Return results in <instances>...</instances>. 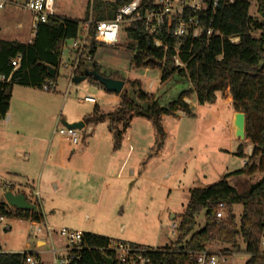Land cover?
<instances>
[{
	"label": "trees",
	"instance_id": "1",
	"mask_svg": "<svg viewBox=\"0 0 264 264\" xmlns=\"http://www.w3.org/2000/svg\"><path fill=\"white\" fill-rule=\"evenodd\" d=\"M132 1L96 0L91 4L95 13L94 22L113 20L118 10ZM148 1L143 0L144 3ZM255 2L258 18L249 13L250 0H235L233 3L221 0L215 12L199 15L206 31L212 29L218 35L208 37L205 33L198 39H184L182 42L165 38L164 43L169 48L166 53L163 49L154 48L153 38L144 32L141 23H134L125 29L130 49H138L132 58L136 69H160L161 83L175 75L188 80L199 105L214 103L217 94L228 91L234 112L246 116V139L236 154L246 159L244 166L214 185L189 191V201L178 222L175 248L166 247L161 252L147 254L148 264H190V253L200 252L210 243L227 245L224 249L248 256L247 264H264V252L261 250L264 237V0ZM90 20L89 14L84 21L57 16L39 26L31 43L0 39V120L6 119L9 113L15 86L42 90L47 84H56L66 41L78 40L83 23L87 24ZM258 32L261 35L257 38L254 34ZM90 36L87 52L92 59L103 44L95 41L94 30H91ZM234 37L239 38V42H231ZM177 44L182 51L180 57L186 65L185 70L174 64L175 52L172 48ZM14 60L19 61L16 70L12 65ZM48 66L56 69L54 79L49 76ZM85 68L81 61L77 75ZM92 69L104 77L122 80L119 73H101L96 62ZM130 85L134 90L138 88V101L124 93L116 111L104 114L96 107L93 114L85 118V124L95 125L108 119L110 130L119 144L134 117L147 118L153 120L159 140L163 141L162 117L176 116L179 110L192 116L189 105L184 101L189 91L183 92L164 108L153 95L142 91L139 82ZM143 103L148 106H141ZM245 144L252 147L250 156L246 155ZM257 174L262 175L261 180L244 193L229 182L234 176L254 177ZM221 203L225 204L228 217L220 221L217 211ZM35 205L37 212L20 211L10 208L4 198H0V216L39 224L44 215L40 204ZM236 205L243 207L238 223L233 213ZM202 213L204 227L196 232L197 218ZM110 241L112 239L104 236L83 233L80 248L71 252L76 257L72 264H107L105 258H112L114 264H124L108 250ZM1 250L0 264H25L28 256L41 264L39 257L32 253H4Z\"/></svg>",
	"mask_w": 264,
	"mask_h": 264
},
{
	"label": "rangeland",
	"instance_id": "2",
	"mask_svg": "<svg viewBox=\"0 0 264 264\" xmlns=\"http://www.w3.org/2000/svg\"><path fill=\"white\" fill-rule=\"evenodd\" d=\"M95 1L57 0V16L84 21L86 15L89 14L90 21L94 22L95 13H93L91 4ZM250 1L249 13L252 17L258 18L257 4L255 0ZM19 25L22 27L19 28ZM84 25L83 23L82 26ZM126 27L128 25L123 24L120 40L116 45H101L95 59L92 58L91 60L88 59V52H85L86 58L82 60L88 69L92 70V65L96 62L103 74L109 75L112 72H118L125 82V88L120 95L108 93L101 84L93 81L92 78H87L79 84L72 83V66L76 60V53L72 49L74 45L72 40L65 43L57 82L51 85V91L46 92L43 89L21 86L15 88L13 104L19 106L18 108L22 104H26L32 110L27 117H20L18 125L8 126L7 131L19 132L22 137L18 139L16 135L11 138L0 135V198H3V194L9 191L4 188V184L10 183L11 180L8 177L5 162L9 161L10 158L15 159L16 152L23 155L29 152L32 144L31 137L42 138L44 135L34 130V126L40 124L46 130L45 132H49L50 137L52 134L55 136L56 143L63 144L68 150L75 148L63 137L54 133L62 128V120L66 115L91 113L95 104L81 102L85 96L97 98L101 109L111 112L116 111L118 108H115L117 98L121 97L122 100L124 93H128L132 99L138 101V88L134 90L130 85L136 81L140 83L143 92L153 95L164 108L176 101L183 92L189 91L187 97L193 93L189 81L177 75L169 81L161 83L162 71L160 69H136L132 64V58L138 53V49L136 47L135 50L130 49L131 43L129 44L130 41L127 39ZM260 35V32L254 34L257 38ZM0 39L20 43L33 41L31 14L23 8L8 6L0 13ZM75 76L79 75L76 74ZM228 98H231L228 91L217 94L216 101L202 105L197 116L187 115L181 110L177 112L176 116H166L165 122L162 124L164 123L167 130L169 141L159 140L153 120L135 117L132 133L134 137L138 138V145L133 154L129 156L130 166L133 165V169L136 171L135 178L129 181L132 190L120 194L119 197L106 192L98 194L97 201L102 200V208L99 211L93 208L86 210L80 208L82 212L80 217L84 218L86 223L95 225L98 235H108L113 240L144 245L151 249L176 246V237L172 236L170 227L174 221L177 223L180 221L189 201V191L194 188H206L214 185L226 175L234 173L244 166L245 160L236 156L239 146L244 141L236 139L235 134L231 133L229 129L233 109L230 105H226ZM191 100L195 102L196 95L191 96ZM188 105L190 106L189 103ZM141 106L147 107L148 104L143 103ZM1 127L0 123V129L3 128ZM9 138L15 143H10ZM16 140H21L20 146H15L18 144ZM121 143L125 145V141H121ZM169 143L175 145L172 151ZM81 144L83 143L81 142L76 148H79ZM162 146L165 149L158 156L157 149ZM245 146L246 155L250 156L252 147L246 144ZM128 150L126 147L125 156H127ZM17 160L19 163L24 162ZM126 175V172L123 173L124 178ZM144 175L148 177L146 181L139 179L140 176ZM261 178L262 175L259 174L254 177L234 176L229 179V182L240 193H244ZM28 200L32 204H38L35 192L29 194ZM242 212L243 207L241 205L233 207L237 223ZM172 216H176V218L172 220ZM49 218L51 219V217ZM52 219L50 223L53 226L50 227L55 232L64 229L62 228V216ZM197 222L196 232L204 227V213L198 216ZM6 224L11 230L3 231L0 234V245L5 252L37 251L42 253L44 264L55 263L53 247L57 250L58 259L67 256V242L59 234L54 236L52 242L48 239L46 247L42 249L37 247L38 229L45 228L43 223L35 224L29 221L8 219ZM106 227L110 230L105 231L104 228ZM207 247L219 250L228 246L210 243ZM261 250L264 252V246L261 247ZM248 261L249 257L244 255L243 258H235L234 264H247Z\"/></svg>",
	"mask_w": 264,
	"mask_h": 264
},
{
	"label": "crops",
	"instance_id": "3",
	"mask_svg": "<svg viewBox=\"0 0 264 264\" xmlns=\"http://www.w3.org/2000/svg\"><path fill=\"white\" fill-rule=\"evenodd\" d=\"M21 27L22 25H19V28ZM31 42L32 41L28 43ZM97 54L98 51L96 55ZM71 81L72 83H74L73 80ZM16 87L17 86L14 87L13 93L15 92ZM193 95H196V93L193 92L190 97H186L184 101L187 104H190L189 107L192 111V116H197L199 115L198 112L200 111L202 105H199L197 95L195 102L191 100V96ZM13 101L14 98L12 96L9 113L6 119L0 120V123L3 127H1L2 129H0V135H6L10 138L16 135V137L19 139V137H22L20 136V133H17L15 131H7L8 126L12 124L18 125L20 123V117H27L28 113L32 109L29 108V106H26V104H22V106L18 108L19 106L14 105ZM121 101V97L117 98L115 108L119 106ZM81 102L85 101L81 100ZM94 104L95 107L93 108L91 113H70L69 115H66L64 117L62 123L64 121H67L70 124L76 122H83L85 124V118L93 114L96 107H98L104 114L114 112L104 111L98 105V102ZM226 105H230V107L232 108L231 98L227 99ZM235 114L236 112H234L233 110L232 117L229 123V129L231 130V133H234L233 122ZM165 118L166 116L162 117V122H165ZM134 119L135 117L131 120L130 127L123 136L122 141H125V145H123L121 142L117 144L114 132L110 130V123L107 119L106 121L95 125L87 126L85 124L84 129L80 131V143L82 142L83 144H81L79 148H76V146H78L80 143L78 145L71 144L72 146H75L73 150H68L63 144L56 143L55 136H53L52 134L50 137L49 132H45L46 130H44V128L41 127L40 124L34 126V130L39 131L41 134H44L42 135V138L31 137L32 144L30 147V151L25 155L16 152L14 157L15 159L10 158L9 161L5 162V165L8 177L11 178L10 183L17 191L14 192L15 194L24 193L26 194V197L28 199L29 194L31 192H35L36 200L40 204L44 215V220L39 224L43 223L46 227L53 226L50 223L51 219L53 217L62 216V228L70 230L76 229L75 231L77 232H87L98 235L96 226L86 223L84 218L80 217L82 216L80 208H83L85 210L93 208L99 211L102 208L103 202L101 199L97 201L98 194L106 192L110 195L113 194L119 197L120 194L132 190V185L129 184V181L135 178L136 171L133 169V165L130 166L129 156L133 154V152L135 151V147L138 145V138L134 137L132 133V124L134 122ZM163 128L165 132V141H169L170 139L168 138L164 123ZM54 134L58 135L56 131ZM10 138L9 140L11 143L12 139ZM16 141H18V144L15 146H20L21 140ZM12 143H15V141ZM169 144L170 150L172 151L175 145L173 143ZM164 146H162L161 148L158 147V156L161 155L164 151ZM126 147L129 149L127 156H125ZM17 159L23 160L24 162L19 163ZM244 160L245 164L246 159ZM125 172L127 173V175L124 178L123 173ZM147 178V175L139 177V179H142L143 181H146ZM47 213L50 216H47ZM49 217H51V219ZM175 218L176 216H174V219ZM10 230L11 229H9L8 231ZM104 230L109 231L110 229L106 227L104 228ZM55 235L48 237L45 234H38L36 241L37 247L41 249L46 247L47 240L50 239L52 242ZM103 236L113 240V238L108 237V235ZM118 241L124 242L122 240ZM125 243L127 242L125 241ZM128 244L133 243L128 242ZM0 248L2 249L1 245ZM53 249V253L57 255V250H55L54 247ZM1 251L4 253H20L18 251ZM25 253H32L34 255H37L39 257L40 263L44 264L42 261V253L37 251H28Z\"/></svg>",
	"mask_w": 264,
	"mask_h": 264
},
{
	"label": "built area",
	"instance_id": "4",
	"mask_svg": "<svg viewBox=\"0 0 264 264\" xmlns=\"http://www.w3.org/2000/svg\"><path fill=\"white\" fill-rule=\"evenodd\" d=\"M224 1L233 3L235 0ZM220 2L221 0H149L144 3L143 0H133L131 3L121 7L113 20L100 22L90 21L80 30L81 38L74 41L73 50L76 53V60H74V66H72V80L79 71L80 62L86 58L84 53L87 52L89 41L91 40V30L95 32L94 38L96 42L106 46H114L120 40L123 24L126 23L130 27L134 23H141L144 32L153 38L152 45L154 48L163 49L166 53L169 48L164 43L165 38H172L177 42H182L184 39H198L205 33L208 37L213 34L218 35L212 29L206 31L199 15L209 11L215 12ZM56 5L57 0H0V13L8 6L25 9L32 16V30L33 36H35L41 24H45L49 20L57 17ZM230 41L237 43L239 42V38L234 37ZM172 49L175 52V66L185 70L186 65L181 60L180 55L182 51L179 45L177 44ZM88 59L91 60V56ZM12 65L15 70L18 69L19 61L14 60ZM2 79L4 78L2 77ZM43 91H51V86L45 85ZM82 100L92 104L97 103L96 98L88 95ZM57 133L72 145H78L80 143V131L78 130L62 126ZM12 187L13 185L11 183L4 184L6 190L10 191ZM227 217L226 206L221 203L218 207L217 219L221 221L226 220ZM7 220L6 217L0 216V234L10 229L6 224ZM170 228L172 230V236H175L177 239L176 231L178 229V223L174 221ZM38 234H45L48 237L59 234L66 240L67 256L58 259L55 255L54 264H72L74 262L76 257L71 252L80 248L83 233L66 228L55 232L51 227L45 226L44 229H38ZM261 246H264V237ZM166 247L171 249L175 248V246ZM166 247L151 249L145 246L112 240L108 245V250L114 254L119 262L124 264H148L149 259L146 258L147 254L161 252ZM190 256L192 261L190 264H234L235 258L244 257L243 254L236 253L231 249L216 250L210 247H206L200 252H191ZM25 264H39V262L32 256H28Z\"/></svg>",
	"mask_w": 264,
	"mask_h": 264
},
{
	"label": "water",
	"instance_id": "5",
	"mask_svg": "<svg viewBox=\"0 0 264 264\" xmlns=\"http://www.w3.org/2000/svg\"><path fill=\"white\" fill-rule=\"evenodd\" d=\"M81 38V37H80ZM49 76L54 79L56 77V69L52 67H47ZM87 78H92L93 81L101 84L104 89L110 94H117L120 95L125 88V82L123 80H115L112 78L104 77L96 70H91L85 68L81 71L79 76H75L73 78L74 84H79L86 80ZM62 125L69 129H74L78 131H82L85 127L83 122H76V123H68L64 121ZM233 129L235 133L236 139L240 141H245L246 139V116L244 113H236L234 122H233ZM3 198L7 205L12 209H17L20 211H27V212H37L38 208L35 204L29 202L26 197V194H15L13 191H7L3 194ZM172 220H174V216H172ZM107 264H114V260L112 258H105Z\"/></svg>",
	"mask_w": 264,
	"mask_h": 264
}]
</instances>
